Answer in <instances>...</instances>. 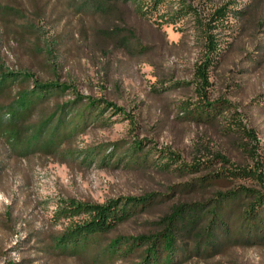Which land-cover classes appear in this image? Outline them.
I'll list each match as a JSON object with an SVG mask.
<instances>
[{
	"label": "rangeland",
	"instance_id": "1",
	"mask_svg": "<svg viewBox=\"0 0 264 264\" xmlns=\"http://www.w3.org/2000/svg\"><path fill=\"white\" fill-rule=\"evenodd\" d=\"M190 1L204 21L231 1L236 3L230 8L246 9L214 29L219 50L209 70L210 85L196 76L205 40L193 18L158 26L128 4L106 14L80 12L67 0H0L20 13L0 14L2 63L40 79L73 82L82 94L103 97L124 112L111 115L117 119L111 125L90 124L64 146L71 151L67 156H16L0 138V264H88L48 250L51 236L66 224L52 220L59 197L104 202L153 193L156 203L112 236L138 234L156 230L159 219L179 201L238 184L258 186L254 178L231 175L196 184L212 172L235 169L231 163L257 170L264 178V0ZM127 38L132 41L128 48L120 44ZM200 90L211 101H227L229 108L213 120L197 119L191 109ZM235 120L252 134L237 130ZM136 141L150 151L149 162L123 158L89 163L84 158L85 151L107 144L123 154ZM170 152L202 166L190 172L175 169L176 164L165 168L159 162ZM181 264H264V245L232 246Z\"/></svg>",
	"mask_w": 264,
	"mask_h": 264
},
{
	"label": "trees",
	"instance_id": "2",
	"mask_svg": "<svg viewBox=\"0 0 264 264\" xmlns=\"http://www.w3.org/2000/svg\"><path fill=\"white\" fill-rule=\"evenodd\" d=\"M67 1L84 13L112 14L119 4H128L138 16L158 26L193 18L205 40L203 60L196 68V76L203 85H210L209 70L219 50L214 29L230 14L235 16L246 11L230 8L229 4L236 3L231 1L216 7L204 21L190 0ZM0 14L12 17L20 13L14 6L0 3ZM27 26L32 27L31 24ZM120 44L128 48L132 41L121 39ZM200 95L191 109L192 115L199 120H213L230 106L222 99L211 101L201 90ZM109 111L111 113L106 116ZM122 113L120 107L103 97L82 94L73 82L59 78L40 79L29 70L10 68L0 59V138L16 156L28 157L36 153L67 156L71 151L64 146L90 124L111 125L117 120L111 115ZM235 122L237 130L252 134L240 120ZM144 148L142 141H136L126 153L118 155V147L107 144L85 151L84 158L89 163L97 159L118 162L128 158L145 164L149 162L150 151ZM219 156L223 162H230ZM163 157L165 159L159 163L165 168L176 164L175 169L190 172L202 166V162H182L174 152ZM231 165L235 169L212 172L196 184H209L216 178L231 175L254 178L258 186L238 184L216 190L208 197L179 201L159 219L158 228L148 233L112 236L121 224L156 203L153 193L117 196L104 202L59 197L52 220L55 224L62 221L66 224L51 236L48 250L78 257L88 264H119L128 259L133 260L129 264H181L193 256L210 257L232 246L264 245V178L257 170Z\"/></svg>",
	"mask_w": 264,
	"mask_h": 264
}]
</instances>
